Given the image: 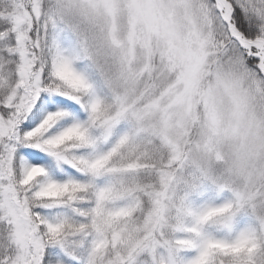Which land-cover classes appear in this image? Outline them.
I'll return each instance as SVG.
<instances>
[{"label": "rangeland", "instance_id": "obj_1", "mask_svg": "<svg viewBox=\"0 0 264 264\" xmlns=\"http://www.w3.org/2000/svg\"><path fill=\"white\" fill-rule=\"evenodd\" d=\"M6 1V15L0 13V19L7 16L0 31V105L27 110L39 93L61 91L45 84L36 70L37 41L30 35L38 33L39 24L45 28L42 5L51 2L62 23L75 19L71 31L76 36L81 31L86 56L116 77L112 92L118 117L102 124L104 144L123 126L119 117L124 114L135 120L130 144L148 141L150 158L141 162L137 157L110 170L122 182L115 206L141 210L145 204V211L139 227L112 232L111 260L104 264H159L158 253L162 264H178L192 256L197 246L188 236V223H179L188 217L189 204L201 209L195 210L200 217L212 215L202 234L217 242L211 264H264V79L229 40L209 7L214 0ZM247 2L264 21V0ZM154 5L163 7L168 21L164 51L152 26ZM225 105L228 122L218 126L217 109ZM12 132L10 123L0 121V141ZM129 175L147 176V181L124 188ZM16 177L11 153L0 157V264H42L46 249L63 252L65 242L42 231L33 187L20 186ZM48 202L44 207L55 203ZM252 223L261 231L260 240L247 234ZM174 235L182 237L181 243ZM243 241H251L249 251L236 254L235 246Z\"/></svg>", "mask_w": 264, "mask_h": 264}, {"label": "trees", "instance_id": "obj_2", "mask_svg": "<svg viewBox=\"0 0 264 264\" xmlns=\"http://www.w3.org/2000/svg\"><path fill=\"white\" fill-rule=\"evenodd\" d=\"M6 3V0H0V13L4 15H6L4 11ZM51 5V2L42 5V16L46 21L45 28L42 24H39L36 27L39 28L38 33H30V35L34 33L33 37L37 41L33 45L35 55L38 57L35 68L42 71L45 84L48 82L52 87L60 88L63 94L71 97V100L76 102L84 113L83 119H77L87 132L86 141L84 143L65 144L60 151H75L78 155L87 157L91 162L99 165V170L95 173L90 170L84 175L81 172L76 173L77 178L82 179L85 190L77 192L74 200H59L54 203V205L59 206L65 205L62 206L65 209L71 208V210H74L73 217H68L69 213L67 212L62 221L64 228L60 233V238H62L61 241L65 242L62 244L63 253L72 259L74 264H104L106 261L111 260V242L109 238L112 232L124 227L130 231L139 227L144 220L145 211V204L142 205L141 210H138L137 207L129 209L130 205L127 204L115 206L113 200L122 192L120 190L122 182L120 181L121 178L118 179L115 173H111L110 170L115 166H125L137 157L141 162L147 156L150 158V154L146 153L148 141L137 139L133 144H130L135 128V126L133 127L135 120L131 121L129 116L124 114L119 117L123 119L119 125L123 126L118 127L110 142L104 144L105 136L102 124L106 119L116 117L119 111L118 101L114 98L116 94L112 92L113 81L116 77H113L109 70L103 69L86 56L84 41L73 34L67 24L58 21ZM247 5V9L243 13L246 21L256 27L259 33L264 36L262 17L248 2ZM25 7L28 10V5ZM9 8L10 10L13 9L12 7ZM6 18L0 19V31L7 26ZM62 61L66 63L61 65ZM58 65L60 66L57 67ZM248 66L251 69L254 68V66ZM54 69L55 76H52ZM77 134L83 136V133L78 132ZM153 142L155 145L158 143V141ZM23 160L24 158L21 157V161ZM14 175L17 176L14 180L20 186L25 188L32 185L33 189L37 183L42 181L44 176L41 170L36 168L26 176L24 166L19 161H14ZM130 177L131 175L123 182L125 183L124 188L132 186V183L138 180L140 182L147 181V176L139 177L141 179ZM33 194L36 198L34 191ZM227 197L231 198L230 201L232 202V197L230 195ZM48 201L34 199L36 204L34 214L40 220L41 229L44 233H47V221L40 217L37 209L46 208L44 204H53ZM134 202L137 205L136 200ZM195 210L201 209L194 208L189 204L188 217L181 218L179 223L180 225L184 224V221L188 223L187 228L191 231L187 232L188 236L198 242L196 244L197 248H195V253L192 256L178 259V264H194L197 259H199L200 264L208 263L207 253L204 255H201V253L207 247L209 240L216 242L207 232L202 235L205 230L204 224L212 218V215L202 214L204 217H200L201 214L199 215ZM201 219L205 220L202 221ZM249 227L255 229V241L260 240L261 233L258 227L253 223ZM181 238L179 236L173 237L176 243H181ZM203 241L207 243L201 246L199 243ZM60 242L58 243L60 244ZM213 247L217 248V244L214 243ZM48 251L49 249L45 250L42 262L45 261ZM213 253H216V251ZM162 256V253H158L156 257L159 264L163 262L160 261L163 259ZM211 259H214V257L211 256Z\"/></svg>", "mask_w": 264, "mask_h": 264}, {"label": "snow or ice", "instance_id": "obj_3", "mask_svg": "<svg viewBox=\"0 0 264 264\" xmlns=\"http://www.w3.org/2000/svg\"><path fill=\"white\" fill-rule=\"evenodd\" d=\"M209 7L225 28H230L235 33L233 40L241 49L247 64L264 74V36L245 19L243 13L248 7L247 0H214ZM65 63L62 61L61 65ZM51 75L55 76V69ZM26 107L27 110L25 107L0 105V121L13 126L10 137H4L0 141V157L11 153L14 161L23 164L26 176L34 168L41 170L43 179L33 189L37 199L74 200L77 192L85 190L82 179L77 178L76 173L84 175L88 170L93 173L99 170L98 164L75 151H60L65 144L84 143L87 139V132L77 119H83L81 107L71 97L64 95L62 90L41 92ZM78 132L83 133V136L78 135ZM21 157L24 158L23 161ZM68 211L71 208L65 209L59 205L37 209L40 217L47 221V233L53 241L58 240L63 231L62 221ZM192 243L195 246L198 242ZM214 243L217 242L209 240L201 253H207L209 264L213 252L217 251L213 247ZM250 246L251 241L238 242L235 246L236 254L248 252ZM219 247L229 248L228 245ZM42 264H74V261L58 247H52ZM194 264H200L199 259Z\"/></svg>", "mask_w": 264, "mask_h": 264}, {"label": "clouds", "instance_id": "obj_4", "mask_svg": "<svg viewBox=\"0 0 264 264\" xmlns=\"http://www.w3.org/2000/svg\"><path fill=\"white\" fill-rule=\"evenodd\" d=\"M154 7H156L157 9V15L155 17V19L152 21V26L154 31H156L157 34V44L159 46V50L164 51V49L167 47L168 45V40L166 39V30L168 27V21L166 18V14L163 10L162 6L159 5H154ZM177 72L180 71V65L176 64L175 65ZM218 94H222V89H217ZM197 103L199 102L198 100L196 101ZM177 111H180V109L178 108ZM217 115L215 116V122L218 126H222V125H226L228 122V110H227V106H223V107H218L217 109ZM214 116L213 113L210 112L209 114V121L211 122L213 120Z\"/></svg>", "mask_w": 264, "mask_h": 264}, {"label": "water", "instance_id": "obj_5", "mask_svg": "<svg viewBox=\"0 0 264 264\" xmlns=\"http://www.w3.org/2000/svg\"><path fill=\"white\" fill-rule=\"evenodd\" d=\"M229 29V32L231 33V29L230 28H228ZM232 37H233V35H231ZM263 76H264V74H263Z\"/></svg>", "mask_w": 264, "mask_h": 264}, {"label": "bare ground", "instance_id": "obj_6", "mask_svg": "<svg viewBox=\"0 0 264 264\" xmlns=\"http://www.w3.org/2000/svg\"><path fill=\"white\" fill-rule=\"evenodd\" d=\"M231 33H232L233 36H235V33L234 32L231 31Z\"/></svg>", "mask_w": 264, "mask_h": 264}]
</instances>
